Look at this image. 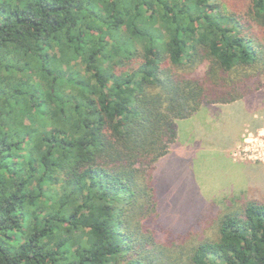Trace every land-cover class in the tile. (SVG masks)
I'll list each match as a JSON object with an SVG mask.
<instances>
[{
    "label": "trees",
    "instance_id": "trees-1",
    "mask_svg": "<svg viewBox=\"0 0 264 264\" xmlns=\"http://www.w3.org/2000/svg\"><path fill=\"white\" fill-rule=\"evenodd\" d=\"M263 87L264 0H0V264H264V200L161 240L155 189L177 121Z\"/></svg>",
    "mask_w": 264,
    "mask_h": 264
},
{
    "label": "rangeland",
    "instance_id": "rangeland-1",
    "mask_svg": "<svg viewBox=\"0 0 264 264\" xmlns=\"http://www.w3.org/2000/svg\"><path fill=\"white\" fill-rule=\"evenodd\" d=\"M177 126L155 172L158 237H208L225 211L264 200V87L232 104L204 105Z\"/></svg>",
    "mask_w": 264,
    "mask_h": 264
},
{
    "label": "crops",
    "instance_id": "crops-1",
    "mask_svg": "<svg viewBox=\"0 0 264 264\" xmlns=\"http://www.w3.org/2000/svg\"><path fill=\"white\" fill-rule=\"evenodd\" d=\"M171 151V150H170Z\"/></svg>",
    "mask_w": 264,
    "mask_h": 264
}]
</instances>
